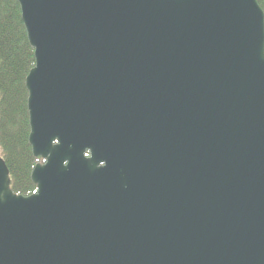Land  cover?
<instances>
[{"label":"water","instance_id":"1","mask_svg":"<svg viewBox=\"0 0 264 264\" xmlns=\"http://www.w3.org/2000/svg\"><path fill=\"white\" fill-rule=\"evenodd\" d=\"M18 1L43 162L23 196L0 155V264H264L258 1Z\"/></svg>","mask_w":264,"mask_h":264},{"label":"trees","instance_id":"2","mask_svg":"<svg viewBox=\"0 0 264 264\" xmlns=\"http://www.w3.org/2000/svg\"><path fill=\"white\" fill-rule=\"evenodd\" d=\"M257 1L264 10V0ZM35 64L19 1L0 0V154L10 171L13 191L23 196L37 192L31 176L41 162L29 142L26 78Z\"/></svg>","mask_w":264,"mask_h":264},{"label":"rangeland","instance_id":"3","mask_svg":"<svg viewBox=\"0 0 264 264\" xmlns=\"http://www.w3.org/2000/svg\"><path fill=\"white\" fill-rule=\"evenodd\" d=\"M0 153H1V151H0Z\"/></svg>","mask_w":264,"mask_h":264}]
</instances>
